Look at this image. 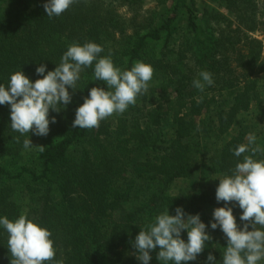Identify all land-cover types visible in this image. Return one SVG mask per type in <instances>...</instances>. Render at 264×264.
<instances>
[{"label": "trees", "instance_id": "obj_1", "mask_svg": "<svg viewBox=\"0 0 264 264\" xmlns=\"http://www.w3.org/2000/svg\"><path fill=\"white\" fill-rule=\"evenodd\" d=\"M43 3L0 0V84L21 69L34 81L39 64L53 70L87 41L121 69L143 61L154 73L147 93L96 128L72 127L89 90L106 87L92 67L67 109L50 112L57 122L47 136L18 143L10 107L0 105V216L47 226L57 248L50 264H140L131 244L140 227L177 206L210 222L224 204L219 178L251 154L233 150L249 135L264 149V0H75L51 19ZM203 70L214 84L201 93L192 81ZM208 231L210 247L189 264L209 251L221 259L227 238ZM7 241L0 228V264L11 262ZM158 251L150 264H160Z\"/></svg>", "mask_w": 264, "mask_h": 264}, {"label": "clouds", "instance_id": "obj_2", "mask_svg": "<svg viewBox=\"0 0 264 264\" xmlns=\"http://www.w3.org/2000/svg\"><path fill=\"white\" fill-rule=\"evenodd\" d=\"M75 0H44L43 9L48 18L61 16ZM102 45L87 41L74 43L62 55L53 70L46 64H39L34 81L23 69L11 74L7 85L0 84V105L10 107V128L26 135L47 136L50 124L59 113L72 103L73 93L81 80L84 69L92 67L95 81L104 86L92 87L84 102L76 109L72 127L91 129L114 113L123 114L137 97L148 92L149 81L154 68L150 63L139 61L130 69L116 66L111 54L101 56ZM214 84L212 73L200 71L192 86L203 93ZM71 89V91H70ZM247 143L233 150L238 160L229 174L219 178L216 188L217 202L223 206L213 210L212 219L206 223L200 213H187L183 206H177L175 214L167 207L131 241L134 255L140 264H150L152 252L159 251L156 258L160 264H189L198 261L209 242L212 231L220 229L227 238L221 259L209 251L202 264H260L264 261V158L257 153L264 152L256 145V137H246ZM32 139H23V148L33 146ZM43 151V146L40 147ZM241 209L240 223L234 215V208ZM0 228L8 233L7 248L11 254L10 264H50L57 252L51 230L35 217L25 214L15 219L0 216ZM251 228V230H249ZM187 232V239L183 233Z\"/></svg>", "mask_w": 264, "mask_h": 264}, {"label": "rangeland", "instance_id": "obj_3", "mask_svg": "<svg viewBox=\"0 0 264 264\" xmlns=\"http://www.w3.org/2000/svg\"><path fill=\"white\" fill-rule=\"evenodd\" d=\"M188 183V182H187ZM186 185H188V184H186Z\"/></svg>", "mask_w": 264, "mask_h": 264}]
</instances>
